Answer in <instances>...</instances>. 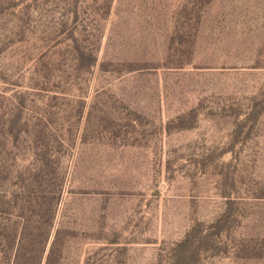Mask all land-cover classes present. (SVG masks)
Returning <instances> with one entry per match:
<instances>
[{
	"label": "rangeland",
	"instance_id": "obj_1",
	"mask_svg": "<svg viewBox=\"0 0 264 264\" xmlns=\"http://www.w3.org/2000/svg\"><path fill=\"white\" fill-rule=\"evenodd\" d=\"M43 145L65 264H264V0H0V150Z\"/></svg>",
	"mask_w": 264,
	"mask_h": 264
},
{
	"label": "trees",
	"instance_id": "obj_2",
	"mask_svg": "<svg viewBox=\"0 0 264 264\" xmlns=\"http://www.w3.org/2000/svg\"><path fill=\"white\" fill-rule=\"evenodd\" d=\"M88 59L90 65L97 61L92 53ZM13 154L0 150V264H65L67 230L56 222L67 171L44 145L32 149L27 165H19ZM98 250L97 259L89 256L84 264L109 263L105 248Z\"/></svg>",
	"mask_w": 264,
	"mask_h": 264
}]
</instances>
